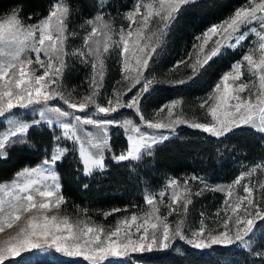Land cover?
Wrapping results in <instances>:
<instances>
[{
  "label": "snow or ice",
  "instance_id": "snow-or-ice-1",
  "mask_svg": "<svg viewBox=\"0 0 264 264\" xmlns=\"http://www.w3.org/2000/svg\"><path fill=\"white\" fill-rule=\"evenodd\" d=\"M93 2L95 14L84 21L91 28L84 38V48L71 52L66 50V41L76 33L68 31L71 12L67 0H53L48 6L47 15L38 17L33 24L25 23L21 2L5 23L0 24V118H4L7 124V130L0 133V161L7 162L10 158L7 149L14 150L16 145L34 147L28 134L41 125L51 131L53 144L51 155H46L39 165L24 167L15 174L10 188L16 195L9 201H0V233L17 225L26 213L59 208L65 202L60 174L56 169L70 153L75 156L74 163L79 173L76 179L79 180L80 176L94 178L95 174L107 171L106 152L111 153L112 160L117 163L139 161L144 154L152 155L154 148L170 139L163 133L142 131V128L174 131L176 126L187 124L221 141L246 131L264 138V3L241 6L220 23L211 25L202 35L195 37L199 42L193 44L197 55L193 63L188 65L192 75L187 80L178 81L179 84L194 81L214 58L226 55L222 49L236 50L244 45L250 35L254 38L249 44L257 45L256 49L247 48L241 60L232 64L231 70L222 75L201 103L200 107H204L208 99H214V103L206 109L210 121L189 122L180 115L172 119V110L177 107L173 103L161 106L160 111L167 108L169 116V122L162 123L146 118L142 111V102H147L154 79L144 76V72L174 26L182 18L194 16L198 10L208 7V0H136L132 9L125 13L129 24L127 29L121 28L118 41L112 40V24L104 19L105 15L111 19L107 11L110 0ZM137 17L140 19L137 20ZM153 22L155 28L151 27ZM6 25L9 26L7 35ZM97 37H103V40ZM210 41L213 46L205 53ZM113 44L120 50L121 71L125 74L123 78L131 81L128 91L138 84L140 87L126 102L122 101L120 92H115L107 99L105 106L97 102L102 87L100 81L103 79L101 57ZM257 50L260 56L255 60L252 53ZM29 53L35 54V63L39 69H43L42 74L36 75L37 70L26 71L34 63ZM69 57H78L82 64L90 63L92 69L89 80L91 91L80 103L70 102L61 87L62 77L69 68ZM244 62H247L250 75L259 81L257 91L248 97L240 95L248 88V84L235 83L243 75ZM57 99L67 106L66 109L49 103ZM89 104L93 105L92 111H87ZM29 107H33L39 119L28 122L16 118L14 109ZM119 109L134 110L140 123L136 124L132 119L109 118ZM113 128L122 129L127 141L126 150L118 155L112 152L110 143ZM258 167L253 166L248 172H242L232 185L225 187L212 186L197 176L191 179L199 180L204 185L201 191L224 192L228 200H232L233 187L239 186ZM168 186L175 189L173 203L186 195V212L187 205L191 203L188 182L185 181L181 188L178 181L173 179ZM82 187L87 189L89 185L84 183ZM260 187L264 189V184ZM8 188L7 183L0 184V190ZM243 191L246 195H237L231 204L225 201L231 214H226L221 225L223 230L215 234L212 231L206 234L203 222L198 229H189L186 233L183 219L177 220L173 226L166 217L161 218L154 201L155 195L162 197L163 192L145 197L146 203L153 208L143 218L132 214L107 233L101 226H89L79 221L70 223L67 217L58 220L55 215H31L19 226L14 237L0 244V264H19L20 261L30 264V260L25 257L53 251L68 257H82L88 264H105L106 261L108 264H117L118 260L128 257L130 253L169 249L176 238L197 250L234 246L259 256L260 264H264V205L253 199L252 187L245 185ZM195 195H200V192ZM37 197L42 199L37 200ZM52 197H55L54 203L48 199ZM172 211L176 209H172L169 215ZM138 219L143 222L138 224ZM132 225L136 226L135 234L129 231ZM133 235H136L135 239Z\"/></svg>",
  "mask_w": 264,
  "mask_h": 264
},
{
  "label": "trees",
  "instance_id": "trees-1",
  "mask_svg": "<svg viewBox=\"0 0 264 264\" xmlns=\"http://www.w3.org/2000/svg\"><path fill=\"white\" fill-rule=\"evenodd\" d=\"M123 1L115 0L111 5L115 7L120 3L123 5ZM248 1L208 0V7L198 10L194 16L182 18L179 24L174 26L164 43L153 54L145 71V75L156 78L147 102H142L145 116L171 99L191 100L211 91L222 68L219 60L214 59L210 66L190 83L179 84L178 81L163 75L178 59L186 57L196 42L195 37L212 24L224 20ZM21 2L25 23L33 24L38 17L47 15L48 6L53 0H0V18L12 12ZM67 3L71 12L68 31L75 33L82 28L81 25L86 19L95 14V4L93 0H67ZM29 16L32 19H28ZM88 30L86 25L81 34ZM72 37H68V44L72 43ZM71 62L68 63L69 68L62 79L68 84L76 83L82 77V68ZM105 78L102 91L110 87L114 78H120L113 60L108 61ZM187 79L188 77L182 80ZM126 113L133 115L129 110ZM133 118L138 121V116L134 115ZM4 125L0 123V128ZM111 134L112 152L118 155L127 148V141L119 128L111 129ZM28 138L34 147L16 145L14 150L7 149L10 158L7 162L0 161V182L13 178L24 167L35 166L46 155H51L52 134L45 125L30 130ZM109 154L105 160L107 171L95 174L94 178L80 176L79 180L76 179L79 173L74 163L75 156L71 153L65 157L63 164L57 166L65 198L63 209L66 213L73 215L81 211L80 216H88L97 223L110 225L125 212V209H136L144 204L143 188L146 186L158 188L164 184L167 176L182 177L194 173L215 183L230 180L239 173L241 163H254L264 159V138L246 131L221 141L197 129L181 128L177 135L154 148L152 155L144 154L139 161L117 163ZM84 183L89 185L87 189L82 187ZM213 196L210 192L193 196L190 207L202 205ZM114 209L119 211H113ZM109 212L112 214L105 215ZM25 259L30 260V264H88L82 257L54 253ZM19 264L24 262L20 261ZM105 264H108V261ZM117 264H260V262L256 255L234 246H213L212 249L197 250L183 241H174L169 249L133 254L118 260Z\"/></svg>",
  "mask_w": 264,
  "mask_h": 264
},
{
  "label": "rangeland",
  "instance_id": "rangeland-1",
  "mask_svg": "<svg viewBox=\"0 0 264 264\" xmlns=\"http://www.w3.org/2000/svg\"><path fill=\"white\" fill-rule=\"evenodd\" d=\"M112 1H115V0H110L109 7L107 9V11L110 12L111 19L109 15H105L104 19L105 21H109L112 24V27H113V32L111 34L112 40L118 41L119 32L121 28L123 29L128 28L129 21L125 18V13L132 9L136 0H124L122 2L123 5H121L120 3L119 6H116L113 8H112L113 5H111ZM260 3H264V0H249L244 6L246 5L255 6L256 4H260ZM11 13L12 12L8 13L3 18H0V24H4L8 16L11 15ZM139 19L140 17H137V20ZM218 23H215V24H218ZM82 25H84V27L76 31L75 32L76 35L72 37L73 38L71 41L72 43L68 44V40L66 41L67 51L71 52L75 49L84 48V38L88 34V32H90L91 28L90 26L87 25V28H89V30L82 35L81 32L85 28L86 24L83 23ZM8 27L9 26L6 25V35H7ZM151 27L155 28V22H153ZM203 32L200 35H202ZM97 38L103 40V37H97ZM253 38L254 37L250 35L248 40L244 42V45L238 47L236 50L222 49V51H225L227 54L214 58L215 60H219V62L222 63L221 65L222 68L219 70L220 75L216 78V81L213 84V86L220 80L223 74L231 70V66L234 62L241 60L242 56L246 54L247 48L249 47L254 48V49L257 48L256 44H249V41L252 40ZM213 39H215V37ZM195 43H199V42L196 41ZM212 46H213L212 42L210 41L209 44L205 47V53H207L211 49ZM252 54L255 60L259 59L260 53L258 50L253 52ZM28 55L31 56L34 63L31 66H28L26 68V71L32 72L33 70H37L36 75L42 74L43 69H39V66L35 63V54L29 53ZM196 55H197V50H195L192 46V48L187 52L186 57L184 59H178L175 62V64L172 67H170L163 76L167 77L168 79H171V80L173 79L176 81H180L182 79H185L186 77L189 78L192 75V69L188 67V65L193 63V60L196 58ZM41 58L43 59V56ZM101 58L103 60V79L102 81H100V83L102 84V87L100 88V95L99 97H97V102L100 103L101 105L106 106L107 99L109 97H112L113 94L117 91L121 93L122 101L126 102L136 91V88L140 87V85L138 84L136 85L135 88H132L131 91H128V87L131 81L125 80L123 78L125 74L122 73L121 71L122 58L120 55L119 48L115 44H113L109 48V51L107 53L102 54ZM109 60L114 61V65L117 68L120 78H116V79L114 78V80L111 82L110 87L102 91L104 89V84H105V79H106L105 77H106V72H107V64ZM70 61H72L71 63L76 64V66L82 68V71H81L82 77L78 82L73 83V84H68L61 80V87H62L65 97L69 99L70 102L80 103L82 102V98L85 96H88L91 91L89 87V80L92 75V69L90 67V63L82 64L78 57H69L67 60V63H69ZM180 61H184V63H179ZM242 72H243V75L241 76V79L239 81H236L235 83L237 85L240 83L248 84V88L244 92L240 93L241 97H248L250 93H255L257 91L259 81L256 77L250 75L248 71V67H247V62H244V66L242 67ZM65 73H64V76H65ZM64 76L62 77V79H64ZM144 76L150 77V76L145 75V72H144ZM151 78H154L152 80V84H154L156 78L153 76H151ZM211 91H209L208 94ZM206 97H207V94L197 96L191 100H186L183 98H175V99H171L163 103L161 106L171 105L173 103L177 104V107L172 110V117H171L172 119H175L178 115H180L182 116L183 119L189 122H207V121H210L211 117L207 114L206 109L208 108L209 105L214 103V99H208L207 104H205L204 107H200L201 103L206 99ZM49 103L52 105H59L60 107L65 108V109L67 107L66 105L63 104L62 101H59L58 99L50 101ZM230 103H234V101H230ZM161 106L151 110L149 115L145 117L148 119H152L154 122L168 123L169 122L168 109L164 108L163 111H160ZM92 110H93V105L89 104V108L87 111H92ZM128 110L132 111L133 115L126 113V111ZM13 111L16 113V118L20 120L30 122L32 119H39V116L36 114L33 107H29L26 109H14ZM134 115L136 114L134 110L132 109H119L117 113H113L112 116L109 118H116L120 120L132 119L134 123L139 124L140 123L139 117H138V121H136L133 118ZM0 123L5 124L2 128H0V133H3L7 130L6 120L4 118H0ZM181 128L194 129L188 126L187 124H184V125L176 126L174 131L170 129L148 130L145 128H142V131L163 133L165 135L173 137L177 135L179 129ZM120 130L123 133V130L122 129ZM56 131H57V134H59V129H57ZM125 150L126 149H123L122 151H125ZM107 154L109 153L108 152L105 153V160H106ZM109 157L111 158V153L109 154ZM39 164L40 163H38L37 165ZM257 165H259V167L257 168V171L255 173H253L250 177H245V179L241 181V184L239 186L233 187V199L232 200H228V197L226 193L224 192L209 191V190L201 191V189L204 188V185L199 180L191 179L193 176H197V177L203 178L208 184L212 186L225 187V186L232 185L235 179L242 172H248L253 166H257ZM35 166H27V167H35ZM14 177L9 180L0 182V184L7 183L9 185L8 189L0 190V201H9L13 199V197L16 195L15 192H11V188H10L11 182L13 181ZM173 179L178 181V186L181 188L183 187L185 181L188 182V187L191 189L190 199H192L193 196H199V195H195V193L197 192H200V195L208 194V192H210L211 195H214V196L211 197L212 199L204 202L202 205L200 204V205H196L195 207H190V204H188L187 211L185 212L184 202H185V199L187 198L186 195L181 196V199L176 203H173L172 201V194L175 189L172 187H169L168 185H169V181ZM262 184H264V159H259L258 161L254 163H241V165L239 166V173L234 178L230 180H226V181L216 182V183L211 182L210 180L204 178L202 175H197L194 173L184 175L182 177L167 176L165 178L164 184L161 185L160 187L150 188L146 186L145 188H143L144 189V204L136 209H125V212L122 215H120V217L117 218L116 221H114L110 225L97 223L93 221L92 219L88 218V216H80L81 211L73 215L68 214L63 209L64 203H62L59 208L51 207L50 210L39 212V213L36 210H33L32 213L24 214V216H22L21 218V221L17 222V225H14L13 228L11 229L6 228L3 233H0V244H3L5 241H7L11 237H14L18 231L19 226L24 224L31 215H37V216L48 215L49 217L55 215L57 216L58 220H60L63 217H67L70 223H76L79 221V222L86 223L89 226H101L104 228L105 233H107L110 230H113L117 226L118 222L124 220L125 218H130L132 214H136L138 217L143 218L146 213L151 212L153 206L148 205L146 203L145 197L150 194H159L161 192H163V196L161 197L160 195H155V201H154V205L158 209L157 214L161 218L166 217L167 222L173 226L177 220L183 219L185 222V232L186 233L188 232L189 229H198L201 226V222H203V224L206 226V234L209 231H212L215 234L216 232L223 230L221 225H222L223 219L225 218L226 214H231L230 210L228 209V205L225 204V201L228 200V203L231 204L237 195L239 196L246 195L243 191V188L245 185L253 188V199L260 201L261 204L264 205V189L260 187ZM10 192L11 194H9ZM40 199L42 198L37 197V200H40ZM48 199L54 203L55 197L48 198ZM172 209H176V211H172V214L169 215V212ZM142 222H143L142 219H138L137 221L138 224ZM229 227H231V224L229 225ZM129 231L135 234L136 226L132 225ZM142 231L143 230H141V232ZM133 238L135 239L136 235H133ZM174 241H180V240L179 238H176ZM51 253L65 256L63 254L55 253L54 251ZM133 254H139V253H130L129 256ZM256 259L259 260V262L261 260L259 256H256Z\"/></svg>",
  "mask_w": 264,
  "mask_h": 264
}]
</instances>
